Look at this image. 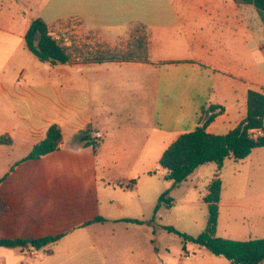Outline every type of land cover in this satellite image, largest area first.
<instances>
[{
    "label": "crops",
    "instance_id": "1",
    "mask_svg": "<svg viewBox=\"0 0 264 264\" xmlns=\"http://www.w3.org/2000/svg\"><path fill=\"white\" fill-rule=\"evenodd\" d=\"M198 2H201L199 6ZM214 5L215 0H0V136L11 140L9 145H0V179L4 178L0 182V197L6 203V210L0 218L10 210L9 200L2 191L9 173L18 164L40 158L23 161L40 141L30 140L31 129L46 131L51 124L60 128L58 149L41 156L44 157L61 150L63 126L76 121L80 127L78 133L89 126L90 138L100 135L99 139H94L99 141L96 149L82 146L76 140L74 148L63 159L75 162L76 154L90 150L91 156L84 153L87 164L96 162L109 173L124 174L135 171L139 161L157 163L162 152L178 136L201 125V118H205L201 111H207L211 105L221 110H214L215 118L206 127L207 133L224 134L242 121L246 116L247 92L253 90L264 94V77L234 74L224 69L231 58H236L229 53V47L221 56L206 52L207 48L203 50L201 46L203 40L198 39L189 27L200 12L236 19L237 34L235 29L232 32L240 55L244 50L246 31L257 32L260 36L255 39V48L264 49L260 42L264 33V15L252 5L237 4L233 0L223 5L222 12L205 10ZM35 18L42 19L48 28L56 30L65 22L76 21L78 25L97 31L108 41L123 37L130 26H139L146 32L147 60L86 62L74 57L72 62L63 65L41 63L27 50L24 41V35ZM120 29L123 32L114 34L113 31ZM53 38L58 40L56 36ZM62 46L69 48L70 43L63 42ZM62 66L72 68V71L54 77V73L60 75L57 69ZM84 97L86 104L79 111L69 108L70 103L83 101ZM223 127L229 128L223 133L220 132ZM17 146L24 157L15 165L6 164L14 161L11 154ZM151 170L156 169L144 170L143 175L148 178L156 176L145 174ZM215 170L216 166L214 173ZM133 188L134 185L124 190ZM163 189L160 186L155 188L153 195L159 198ZM96 197L98 216H93L95 221L118 223L134 220L139 221L137 226L144 232L148 231V220L142 212L135 216L129 212L130 206L115 204L107 194H97ZM167 199L173 205V200ZM137 208H141L140 203ZM2 235L0 232V241L59 236L58 243L64 239L59 234L36 237L30 229L19 234ZM51 245H45L49 248L43 256H38L34 251L36 248L30 246L22 249L0 247V264H69L70 251L56 253ZM157 253L136 250L125 257L130 259L127 264H149ZM208 254L199 258L206 259L208 264H231L222 256ZM123 257L118 258L120 264H124ZM213 258L218 261L215 263Z\"/></svg>",
    "mask_w": 264,
    "mask_h": 264
},
{
    "label": "rangeland",
    "instance_id": "2",
    "mask_svg": "<svg viewBox=\"0 0 264 264\" xmlns=\"http://www.w3.org/2000/svg\"><path fill=\"white\" fill-rule=\"evenodd\" d=\"M226 2L231 3L232 0H215L214 7L205 10L221 11ZM200 4L198 2V6ZM261 14L264 15L262 12ZM226 19L221 14L212 16L200 12L189 28L196 33L198 39L203 40L201 46L203 50L207 48L206 52L221 56L223 52H228L226 48L229 47V53L236 58H231L224 69L234 74L264 77V49L259 51L255 48V39L260 35L257 32L254 34L253 30L252 33L244 32V50L239 55L238 44L234 45L232 32L235 29L237 34L238 24L234 22V18H228V21ZM48 31L53 37H57L59 44L69 42L72 56L86 62L108 59L110 55H116L117 58L129 55L141 57L142 50L136 48L137 42L146 40L145 30L136 25L128 27L123 37L109 41L97 31L89 30L77 22L68 21L59 30L49 27ZM113 32L120 34L123 30ZM241 37L242 32L240 48ZM260 42L264 45V33ZM71 71L72 68L62 66L57 69L60 75L56 76L54 73V77H62V74ZM86 101L85 97L83 101H74L69 108L77 112L80 107L85 106ZM227 128L229 127H223L220 132L224 133ZM79 129L76 121L63 126V146L58 153L14 166L7 182L2 186L10 204L9 212L0 218L2 236L19 234L24 229H30L36 237L59 234L64 239L52 244L51 248L56 253L70 251L69 264H120L118 258L121 256H124L121 261L127 264L130 259L125 256H130L136 250L149 253L158 251L149 264H208L209 261L199 258L210 255L207 250L202 251L192 242H186L183 249L181 238L165 228L171 227L188 237H196L203 231L207 220L203 198L207 194V185L214 173L215 164L202 165L188 180L175 187L160 178L161 170L153 161L137 162V169L133 172L112 174L103 170L96 162L86 163L84 153L91 156L90 150L76 154L75 162L71 158V161L63 159L76 145L77 136L82 132L78 133ZM45 132V129H31L30 140L38 142ZM73 133L77 135L74 136ZM11 155L14 161L6 164L15 165L24 157L18 146ZM149 169H156L158 174L152 178L145 177L144 170ZM219 178L221 192L217 236L232 240L264 238V148L253 150L241 162L225 160ZM132 179L136 180V184L131 190H124L116 185L118 182L124 187ZM159 186L164 188L161 195L166 193L161 202L158 201V195H153L154 189ZM97 194H107L115 204L130 206L129 212L136 214L135 216L142 212L148 220V231L144 232L137 226L139 221L134 220L118 223L95 221L93 216H98ZM167 198L173 200V205H170ZM139 203L141 208L138 209ZM91 211L93 214H90ZM48 248L49 246H45L34 251L38 256H43ZM185 252L188 253V258L184 257ZM212 260L215 263L218 261L216 258Z\"/></svg>",
    "mask_w": 264,
    "mask_h": 264
},
{
    "label": "trees",
    "instance_id": "3",
    "mask_svg": "<svg viewBox=\"0 0 264 264\" xmlns=\"http://www.w3.org/2000/svg\"><path fill=\"white\" fill-rule=\"evenodd\" d=\"M237 4H249L257 11L264 13V0H233ZM143 28V27H142ZM25 47L41 63H48L52 66L63 65L73 61V56L68 47H64L48 32V26L40 18L31 21L25 35ZM137 49L142 50L143 56H126L117 58L110 55L108 59L101 58L94 62L101 61H146L147 42H137ZM221 110L220 107L211 105L207 111L202 110L201 125L188 133H183L176 138L160 155L157 162L161 172L160 178L170 184L171 187L179 185L185 181L199 166L214 163L215 173L207 185V194L203 202L207 208V220L203 231L196 237H188L179 234L171 227L165 229L169 233H175L181 238L183 249L186 242H192L199 247L205 248L214 256H222L231 264H264V238L248 240H232L217 236L218 203L220 200L221 180L220 171L225 160L241 162L246 159L256 148H264V134L251 137L248 131L251 129L264 130V94L249 90L246 95V116L232 130L224 134H210L206 132V127L214 120V110ZM209 113V115H207ZM90 128L87 126L81 134L77 136V142L82 146H91L94 149L99 141L89 137ZM61 142L60 128L56 124H51L43 137L36 143L23 159V161L34 160L43 155L56 151ZM9 145L11 140L5 136H0V145ZM146 175H157V170H151ZM4 178L0 179V182ZM136 180L127 182L124 189H130L135 185ZM121 187V184L116 182ZM166 193L162 194L158 201H163ZM157 206H155V210ZM6 210V203L0 197V215ZM101 220V219H97ZM59 239L56 237H43L38 239L13 241L1 240L0 247L5 248H25L27 246L39 249L48 244H54Z\"/></svg>",
    "mask_w": 264,
    "mask_h": 264
},
{
    "label": "built area",
    "instance_id": "4",
    "mask_svg": "<svg viewBox=\"0 0 264 264\" xmlns=\"http://www.w3.org/2000/svg\"><path fill=\"white\" fill-rule=\"evenodd\" d=\"M69 22H76V21H69ZM49 32V31H48ZM49 34H50V36H51V33L49 32ZM262 133V130H260V129H251V130H249L248 131V134L251 136V137H256V136H259V135H262L261 134ZM100 138V135L99 134H95L94 135V137H93V139H95V140H97V139H99ZM188 253L187 252H185L184 253V257L185 258H188Z\"/></svg>",
    "mask_w": 264,
    "mask_h": 264
}]
</instances>
